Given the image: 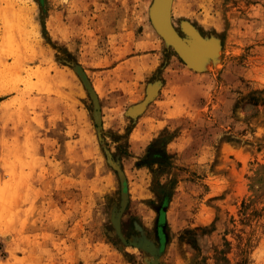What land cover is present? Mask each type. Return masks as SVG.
Masks as SVG:
<instances>
[{"label":"rangeland","instance_id":"1","mask_svg":"<svg viewBox=\"0 0 264 264\" xmlns=\"http://www.w3.org/2000/svg\"><path fill=\"white\" fill-rule=\"evenodd\" d=\"M153 1L33 0L36 60H0V264H264V0H174L219 46L197 69Z\"/></svg>","mask_w":264,"mask_h":264},{"label":"water","instance_id":"2","mask_svg":"<svg viewBox=\"0 0 264 264\" xmlns=\"http://www.w3.org/2000/svg\"><path fill=\"white\" fill-rule=\"evenodd\" d=\"M174 0H154L150 9L151 20L158 33L165 41L173 46L182 59L192 68L197 69L208 57H212L219 49L213 41L202 37L200 32L190 23L184 22L183 28L191 37L187 42L181 37L172 23V3ZM82 77L85 85L89 88V82L81 68L76 69ZM141 108H135L137 112Z\"/></svg>","mask_w":264,"mask_h":264},{"label":"bare ground","instance_id":"3","mask_svg":"<svg viewBox=\"0 0 264 264\" xmlns=\"http://www.w3.org/2000/svg\"><path fill=\"white\" fill-rule=\"evenodd\" d=\"M174 3V1H173ZM172 3V7H173ZM36 6L33 0H0V60L7 50L14 51L15 62L22 60L21 50L30 48L32 60L38 56L34 54L31 45L32 38L37 34V26L34 22ZM43 53L41 56L43 57ZM50 62V59L45 57ZM61 80V79H60ZM2 108H5L2 107Z\"/></svg>","mask_w":264,"mask_h":264}]
</instances>
